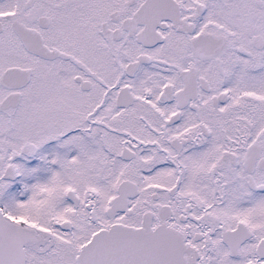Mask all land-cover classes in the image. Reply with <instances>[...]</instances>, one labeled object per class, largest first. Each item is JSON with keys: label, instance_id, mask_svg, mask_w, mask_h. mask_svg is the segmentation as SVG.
Wrapping results in <instances>:
<instances>
[{"label": "snow or ice", "instance_id": "1", "mask_svg": "<svg viewBox=\"0 0 264 264\" xmlns=\"http://www.w3.org/2000/svg\"><path fill=\"white\" fill-rule=\"evenodd\" d=\"M0 264H264V0H0Z\"/></svg>", "mask_w": 264, "mask_h": 264}]
</instances>
